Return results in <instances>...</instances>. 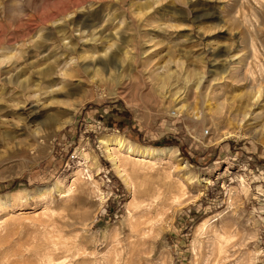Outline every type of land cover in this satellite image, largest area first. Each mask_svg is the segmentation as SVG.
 Instances as JSON below:
<instances>
[{
    "label": "rangeland",
    "instance_id": "rangeland-1",
    "mask_svg": "<svg viewBox=\"0 0 264 264\" xmlns=\"http://www.w3.org/2000/svg\"><path fill=\"white\" fill-rule=\"evenodd\" d=\"M0 264H264V0H0Z\"/></svg>",
    "mask_w": 264,
    "mask_h": 264
},
{
    "label": "bare ground",
    "instance_id": "bare-ground-1",
    "mask_svg": "<svg viewBox=\"0 0 264 264\" xmlns=\"http://www.w3.org/2000/svg\"><path fill=\"white\" fill-rule=\"evenodd\" d=\"M247 115L248 113L247 111H245L240 121H244L247 118ZM101 141L104 143L106 150L109 154V157L114 162V165L116 168H119L120 166L119 165L120 159L116 154L121 153V151H124L128 157L136 156V158H140L139 160H144V158L147 156L163 155L166 152L168 153L172 149V148L156 149V148L148 147V146H136L130 142H126L122 138L103 137L101 138Z\"/></svg>",
    "mask_w": 264,
    "mask_h": 264
}]
</instances>
